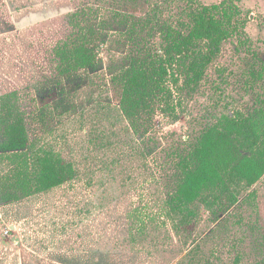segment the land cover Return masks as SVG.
<instances>
[{"label": "rangeland", "instance_id": "obj_1", "mask_svg": "<svg viewBox=\"0 0 264 264\" xmlns=\"http://www.w3.org/2000/svg\"><path fill=\"white\" fill-rule=\"evenodd\" d=\"M200 1L221 4L228 38L201 84L177 93L182 119L154 121L160 133L149 137L160 143L148 145L145 158L126 122L102 120L98 107L85 120L50 125L38 110L57 49L72 34V15L91 5L99 21L104 12L96 0H0V125L23 112L31 139L53 144L76 169L73 179L48 190L9 203L0 197V264H263L264 175L241 189L217 190L221 212L202 205L186 226H177L165 202L167 180L183 174L175 157L205 126L229 111L264 106V0ZM8 156L0 154V196L9 184Z\"/></svg>", "mask_w": 264, "mask_h": 264}, {"label": "trees", "instance_id": "obj_2", "mask_svg": "<svg viewBox=\"0 0 264 264\" xmlns=\"http://www.w3.org/2000/svg\"><path fill=\"white\" fill-rule=\"evenodd\" d=\"M95 4L104 12L99 21L92 16L91 5L72 15V34L58 47L56 72L47 81L45 100L37 102L45 115L41 122L59 124L75 116L85 120L98 107L102 120L126 122L124 130L140 139L146 158L148 145L155 142L149 134L160 133L154 121L182 119L185 108L177 93L198 87L222 54L229 31L218 14L221 4L200 0H96ZM224 14L231 23L232 16ZM102 51L109 55L100 56ZM217 70L223 75L225 68ZM101 77L106 79L102 86ZM84 89L89 90L76 99ZM3 123L0 154L9 155L11 172L1 202L17 201L75 177L73 162L53 144L31 139L23 112L9 114ZM193 144L175 157L182 176H170L166 183V206L177 226L198 218L202 205L219 214L223 208H215L217 190L233 185L241 189L262 178L264 106L248 113L229 111L205 126ZM208 190L215 193L203 197ZM147 227L143 222L140 231Z\"/></svg>", "mask_w": 264, "mask_h": 264}]
</instances>
